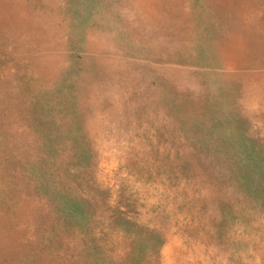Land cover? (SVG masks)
I'll return each mask as SVG.
<instances>
[{
    "label": "rangeland",
    "instance_id": "rangeland-1",
    "mask_svg": "<svg viewBox=\"0 0 264 264\" xmlns=\"http://www.w3.org/2000/svg\"><path fill=\"white\" fill-rule=\"evenodd\" d=\"M0 264H264V0H0Z\"/></svg>",
    "mask_w": 264,
    "mask_h": 264
}]
</instances>
